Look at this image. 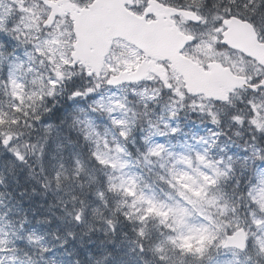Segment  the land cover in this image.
<instances>
[{
	"label": "snow or ice",
	"instance_id": "snow-or-ice-1",
	"mask_svg": "<svg viewBox=\"0 0 264 264\" xmlns=\"http://www.w3.org/2000/svg\"><path fill=\"white\" fill-rule=\"evenodd\" d=\"M0 264H264V0H0Z\"/></svg>",
	"mask_w": 264,
	"mask_h": 264
}]
</instances>
